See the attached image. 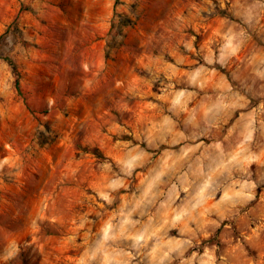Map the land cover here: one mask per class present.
I'll list each match as a JSON object with an SVG mask.
<instances>
[{"label":"rangeland","instance_id":"obj_1","mask_svg":"<svg viewBox=\"0 0 264 264\" xmlns=\"http://www.w3.org/2000/svg\"><path fill=\"white\" fill-rule=\"evenodd\" d=\"M0 264H264V0H0Z\"/></svg>","mask_w":264,"mask_h":264},{"label":"trees","instance_id":"obj_2","mask_svg":"<svg viewBox=\"0 0 264 264\" xmlns=\"http://www.w3.org/2000/svg\"><path fill=\"white\" fill-rule=\"evenodd\" d=\"M10 64H12L11 62H10V60H8V59H6ZM15 84H16V86H18V80L16 79L15 80Z\"/></svg>","mask_w":264,"mask_h":264}]
</instances>
